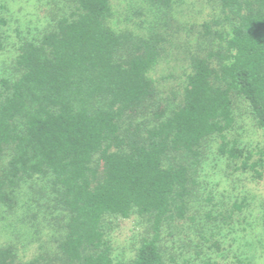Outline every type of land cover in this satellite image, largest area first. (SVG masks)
<instances>
[{
  "label": "trees",
  "instance_id": "16d2710c",
  "mask_svg": "<svg viewBox=\"0 0 264 264\" xmlns=\"http://www.w3.org/2000/svg\"><path fill=\"white\" fill-rule=\"evenodd\" d=\"M177 1L144 0L148 19L116 27L111 0H72L39 37L20 41L16 75L0 79V218L23 182L48 177L59 235L28 258L0 243V264H218L206 254L221 251L209 226L232 225L247 203L202 212L199 171L214 138L219 155L264 177L263 157L231 136L236 97L264 130V0H208L210 19L180 47L188 72L171 103L151 72L170 36L189 31L174 17ZM132 214L146 233L122 263L104 220Z\"/></svg>",
  "mask_w": 264,
  "mask_h": 264
},
{
  "label": "rangeland",
  "instance_id": "374dc122",
  "mask_svg": "<svg viewBox=\"0 0 264 264\" xmlns=\"http://www.w3.org/2000/svg\"><path fill=\"white\" fill-rule=\"evenodd\" d=\"M114 10L112 21L116 27H137L146 18L140 12L146 8L144 0H111ZM72 0H0V79L16 75L13 61L22 39L39 37L53 19L71 11ZM208 0H179L173 14L177 22L187 24L189 31L181 29L170 36L162 59L151 72L160 97L167 102L179 101L188 72L183 55L188 37L195 35L202 21L213 13ZM179 44V45H177ZM235 129L231 136L238 144L253 153V159H264V130L252 118L248 104L242 98L234 99ZM217 139L205 143V156L199 171L198 187L200 210L226 211L233 202L245 199L247 206L235 213L232 225L210 224L221 243V251L213 253L206 248L211 262L218 264H264V177L256 181L218 154ZM51 180L34 178L22 183L17 193L18 203L12 211H5L0 218V243L15 244L23 258L36 252L38 242L54 249V236L58 237V211L54 209ZM206 198H212L207 202ZM198 208V201L195 208ZM199 211V210H198ZM106 239L110 241L113 257L122 263L133 258L140 239L146 233L145 222L136 214L128 218L115 216L104 220ZM196 230H191L194 237ZM167 239L169 235H166ZM166 246L172 245L170 240Z\"/></svg>",
  "mask_w": 264,
  "mask_h": 264
}]
</instances>
